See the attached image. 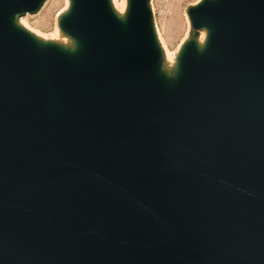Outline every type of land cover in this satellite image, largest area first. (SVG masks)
<instances>
[{
    "label": "water",
    "instance_id": "95a60500",
    "mask_svg": "<svg viewBox=\"0 0 264 264\" xmlns=\"http://www.w3.org/2000/svg\"><path fill=\"white\" fill-rule=\"evenodd\" d=\"M44 1L0 0V264H264V0L191 7L172 74L150 0H70L69 49Z\"/></svg>",
    "mask_w": 264,
    "mask_h": 264
},
{
    "label": "rangeland",
    "instance_id": "374dc122",
    "mask_svg": "<svg viewBox=\"0 0 264 264\" xmlns=\"http://www.w3.org/2000/svg\"><path fill=\"white\" fill-rule=\"evenodd\" d=\"M202 0H150L156 34L163 49L170 58H166L165 71L174 72L176 54L188 40L194 38L189 19V9ZM118 13H124L128 0H111ZM70 0H45L36 13L19 17L18 24L40 41L54 43L67 49L73 48V41L60 28L61 17L69 11ZM123 9V10H122ZM205 32L198 34L201 43Z\"/></svg>",
    "mask_w": 264,
    "mask_h": 264
},
{
    "label": "bare ground",
    "instance_id": "6f19581e",
    "mask_svg": "<svg viewBox=\"0 0 264 264\" xmlns=\"http://www.w3.org/2000/svg\"><path fill=\"white\" fill-rule=\"evenodd\" d=\"M127 8V7H126ZM123 10V9H122ZM124 10H126V9H124ZM122 14V13H121ZM19 20V19H18ZM18 20H17V22H18ZM205 38H206V34L204 35V40L201 42L202 43V45H203V43H204V41H205ZM164 53H165V57L166 58H170V57H172V56H170V54L166 51V50H164ZM178 55H179V52L176 54V58L178 57Z\"/></svg>",
    "mask_w": 264,
    "mask_h": 264
}]
</instances>
